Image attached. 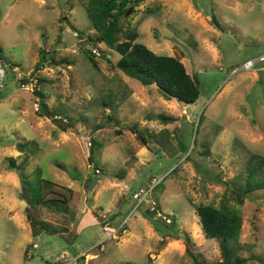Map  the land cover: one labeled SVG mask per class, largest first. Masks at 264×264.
Masks as SVG:
<instances>
[{
  "label": "rangeland",
  "instance_id": "1",
  "mask_svg": "<svg viewBox=\"0 0 264 264\" xmlns=\"http://www.w3.org/2000/svg\"><path fill=\"white\" fill-rule=\"evenodd\" d=\"M86 1L0 0V264H192L183 237L166 236L176 228L201 260L219 264L220 241L204 236L194 206L218 207L227 191L243 190L248 159L264 158V61L243 68L264 54V0L127 3L125 29L197 80L193 104L119 71ZM34 90L55 117L41 112ZM8 157L26 159L21 175ZM41 178L54 185L43 197L63 203L36 201ZM139 190L149 193L136 207ZM239 210V256L264 264V189Z\"/></svg>",
  "mask_w": 264,
  "mask_h": 264
},
{
  "label": "trees",
  "instance_id": "2",
  "mask_svg": "<svg viewBox=\"0 0 264 264\" xmlns=\"http://www.w3.org/2000/svg\"><path fill=\"white\" fill-rule=\"evenodd\" d=\"M137 1L87 0L85 11L92 27L98 33L99 41L120 55L115 63L119 71L125 76L137 80L145 87H153L165 100L174 99L185 104H193L200 95V89L197 80L186 71L181 60L170 55L156 54L139 41L140 34L136 30L125 29L122 22V15L128 10V7L125 8V6L129 2L135 3ZM214 24L218 26L216 21H214ZM42 53L45 54V52ZM43 54L41 60L35 66L36 70L42 66L45 59ZM22 81L27 82L28 80L23 79ZM34 92L39 97L41 112L55 117L56 114L49 112L44 94L36 90ZM159 117L164 122L172 120L162 114ZM201 117H199L198 124L201 123ZM132 129L133 132H137L136 129ZM136 135L145 143V139L140 134L136 133ZM26 148L23 143L17 144V150L22 154L26 152ZM256 159V164L252 165ZM25 162L26 159H23L21 164H16L12 157H8V168L20 173ZM247 164L249 165V171L245 178L243 190L232 189L231 193L227 191L218 207L210 203H199L194 206L204 236L220 241L221 260L219 264H246L247 262L246 258L239 256L241 248L239 239L242 225L239 207L243 205L246 194L254 190L264 189V158L252 154ZM23 183L26 184L25 181ZM53 186V181L45 178L39 179L36 201L42 204L51 202L55 206L58 202L63 203L64 200L60 198L43 197L49 193H54ZM229 198L235 203L234 205L231 204ZM146 213L150 216L156 215L154 210H146ZM176 224L177 221L173 217L172 222L169 225L164 224V227L167 229V226L175 227ZM166 236L176 239L183 237L186 254L191 259L192 264H206L201 260L200 255L194 252L193 242H191L186 232L176 228ZM117 264L140 263L123 261ZM141 264L153 263L148 259L147 262Z\"/></svg>",
  "mask_w": 264,
  "mask_h": 264
},
{
  "label": "built area",
  "instance_id": "3",
  "mask_svg": "<svg viewBox=\"0 0 264 264\" xmlns=\"http://www.w3.org/2000/svg\"><path fill=\"white\" fill-rule=\"evenodd\" d=\"M262 61H264V54L263 55H261V56H259L258 58H256V59H250V60H247V61H245L243 64V68L244 69H246V68H248V67H251L252 65H254L253 63L255 62H262ZM23 87H26V88H29V85L27 84V85H23ZM148 193H149V190L148 191H143V190H139L138 192H136L135 194H134V198L133 199H135V200H137V205H136V207H139V205L141 204V202L142 201H144L145 199H146V197H147V195H148ZM125 223V222H124ZM123 223V224H124ZM103 229H104V234L106 235V238H111V237H113L114 236V234H115V232H116V230H114L113 228H111L110 226H109V224H108V222H105V224L103 225ZM65 255L64 254H62L61 256H60V260H64L65 259Z\"/></svg>",
  "mask_w": 264,
  "mask_h": 264
},
{
  "label": "water",
  "instance_id": "4",
  "mask_svg": "<svg viewBox=\"0 0 264 264\" xmlns=\"http://www.w3.org/2000/svg\"><path fill=\"white\" fill-rule=\"evenodd\" d=\"M23 196H24L25 201L28 204L29 203V196H28V192H27V189L26 188H23ZM28 220H30V219L28 218ZM31 228H32V235L33 236L38 235L39 232L42 231V229L35 227L33 224L31 226ZM30 249H34L33 246H30Z\"/></svg>",
  "mask_w": 264,
  "mask_h": 264
}]
</instances>
